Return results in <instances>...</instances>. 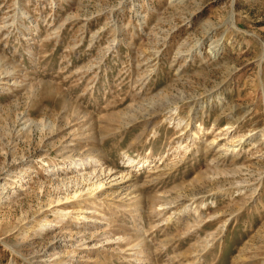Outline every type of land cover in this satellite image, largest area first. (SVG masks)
Masks as SVG:
<instances>
[{
  "label": "rangeland",
  "instance_id": "obj_1",
  "mask_svg": "<svg viewBox=\"0 0 264 264\" xmlns=\"http://www.w3.org/2000/svg\"><path fill=\"white\" fill-rule=\"evenodd\" d=\"M0 264H264V0H0Z\"/></svg>",
  "mask_w": 264,
  "mask_h": 264
}]
</instances>
